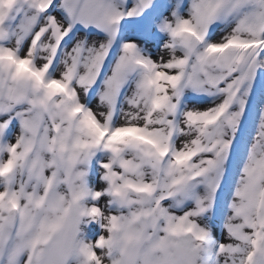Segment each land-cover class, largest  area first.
<instances>
[{
	"label": "rangeland",
	"instance_id": "obj_1",
	"mask_svg": "<svg viewBox=\"0 0 264 264\" xmlns=\"http://www.w3.org/2000/svg\"><path fill=\"white\" fill-rule=\"evenodd\" d=\"M49 3L51 4V0ZM160 3L161 6L159 5L158 12L161 17L160 20H157L154 16L150 20L149 32L153 38L161 37L156 35L159 32L154 34V31L163 28L165 31L162 33L168 35L176 43H178L179 33L185 31L192 32L200 40L206 39L205 35H201L200 26L197 27L198 29L195 26H186V22L168 23V26L163 22L157 24L168 14L167 0H161ZM203 3L201 2L204 17L200 22L203 26L220 25L223 21H226L227 24L232 23L233 26L242 24L245 30L252 35L251 37H259V33L264 29V0H205ZM37 6V10L41 13L46 12L45 0H37ZM244 6L246 7L244 8ZM218 9L220 10L218 11ZM213 13L215 16H213ZM54 19V16L50 14L42 21L40 19L35 21V26L39 27L34 32L33 37L40 39L46 37L48 31H52V37L55 40H60V45H62L61 48L57 47L53 51L52 57L49 58L52 61L48 59L45 62L44 71L40 69L42 68L41 65L33 70L38 76L36 80L40 81L41 84L54 83L59 90L61 89L60 92L64 93V96H68L74 102L71 114L73 109L76 112L84 113L82 116L96 131L82 127V136H70L72 148L78 150L81 157V163L76 169L74 166H69L67 171L59 169L60 173L54 171L48 173L42 156H37L36 152L31 160V165H26L27 172L22 170L25 174H22L20 179L17 178L19 169L23 165L20 151L14 149L8 139L2 140V148L6 153L0 167V175L3 178L8 177L9 181L14 179L6 188L7 193L5 192V194L9 197L21 198V195L27 197L29 199L28 203H30L28 206L31 205L30 208H33L35 215L29 216L30 226L26 235L16 232L19 228V219L17 218L14 226L15 234L11 235L15 240H10L11 245L10 247L8 245L7 249H0V254L9 257L13 253V260L9 259L14 264H255L258 259H264V185H262L261 191L256 197L250 195L249 191L246 190L247 186L250 185L248 181L254 180L256 175L254 176L251 170L245 172L246 163L251 156L250 147L255 140L260 120L264 114V110L261 108L264 102V70L261 62V57L264 56L263 39L255 40L253 44L251 43L247 49L240 53L245 70V74L243 73L244 80L236 91L233 101L235 109L223 119V125L229 129L231 138L229 140L221 138L220 140L223 145L229 146L226 158L229 159L235 155L228 169L230 173L228 183L224 177L227 175L226 169L215 176H208V184L219 195L214 202L212 201L209 205L207 201L210 198L203 196L194 188L189 195L190 201L198 204L195 212L199 217L202 218L206 215L205 222H196L195 219L191 218V214H184L180 217L172 213L171 217L175 221H179L178 224H175L168 220V217L175 206L184 201L188 188L192 187L197 180H202L201 177L214 169L215 166L221 168L225 166L222 161H218V155L215 152L217 131L219 130L217 124L219 121L221 123V119L218 120V111L225 110L227 97L221 94L228 96V92L232 91L234 82L230 80L227 87L220 88L224 84L223 80H229L224 79L222 73L226 72L227 66H230L232 61L233 65H237L238 53L235 45H244L249 39V35L235 34V38L229 46L231 56L224 61L223 65L220 64L218 67L220 70L224 67L226 69L220 71L221 74H218V77L213 76L211 71L205 69L203 70L205 74H203L200 68L201 74L197 77L199 90L220 89V92L217 90L220 94L215 93L219 100L216 101L214 98V100H210L218 108H212L211 112L203 113L204 115L198 117V115H187L185 107L178 104L174 108V113L171 111L172 113L165 115L162 109L167 108H163L162 105H165L168 101L158 96L155 93L156 91L153 94L150 93L151 99L147 98L145 101L144 112L140 116V124L137 125L138 127L134 125L129 129L132 134L130 137L134 138L135 142L126 145L127 153L137 156L131 155V158L127 159L131 161L128 164L121 161L118 155L120 151L117 148L122 149V144L118 143L117 139L110 138L115 134L114 130L117 133H122L117 126V122L113 125L106 123L103 120V114L96 107L85 106V102L81 100L85 93L84 89L89 87L90 79L96 74L94 71L101 57L102 49L98 47L99 51L86 64L83 63L85 48L78 51V64L81 67L85 65V69H88L87 72H81L79 76H76L79 83H75L72 78L61 80L59 76L52 75L53 77H50L48 75L55 60L58 58L59 61L67 54L69 45L75 40L74 37H77V35L62 37L66 30L67 32L70 30L67 26L63 32L60 31V28H56L55 32ZM133 24V29L148 34V22L141 20L139 23L135 22ZM169 29L170 32L173 31V35L176 37L168 32ZM23 31L24 29L20 26L18 18L13 17L8 30L0 28V39L3 38L4 41L8 40L9 42L14 35L24 37ZM169 37H167V41L170 40ZM136 38L147 45L145 41L149 37ZM43 40L45 39L43 38ZM164 44L160 42L157 45L158 51H163ZM6 48L10 51L7 56L13 60L12 53L15 54L16 49L10 46H6ZM6 48L0 50L4 53ZM130 48L131 46L125 49L130 51L132 57ZM225 48L227 47L221 50L227 51L228 49ZM151 54V52L148 53L145 49H142L143 56L136 60L141 61L137 64L142 67L147 66L148 59H153ZM0 58L2 59L4 56H0ZM116 62L117 58L111 57L104 81L116 69V66H114ZM59 63L60 61H56V68H58ZM143 63L146 64L143 65ZM173 68L177 69V65L174 64ZM202 68H204L203 59ZM136 92V87H134L131 93L122 92L120 94L116 102V118L125 114L126 107L134 106V93ZM104 96L105 94L101 95L98 92L93 96L92 101H98L101 104ZM8 98H12L11 93ZM8 98L0 96V124L3 119L14 116V113L8 111ZM258 98H261L259 103ZM186 99L182 93L178 97L182 104ZM64 104L68 113L71 104ZM216 109H218L217 113H215ZM16 112L17 114L13 120L17 124V118H22V115L21 112L17 110ZM45 118L43 125H48L50 130L56 133V124L53 117L46 114ZM158 118L163 119L158 121ZM37 125L33 139H31L33 141L30 151L39 148L41 143V123L38 122ZM75 127V124L67 126L69 135L75 130ZM186 133L190 137L194 136L197 142L191 144L193 140L188 146L193 147L196 145V147L191 151L178 154L176 152L177 147L181 145V140L184 139ZM106 134L110 135L106 137ZM56 137L57 135H54L55 143L58 139ZM240 138L241 143L239 145ZM93 142H99V151L94 152L92 150L91 143ZM62 146L68 148L67 143H63ZM132 147L136 150H134V153H129L128 151ZM49 148H51L49 150H55V146L52 144ZM168 153L173 154V162L165 158ZM184 153L187 154L185 158H189L187 161H190V157L193 156V161L188 165L182 164V154ZM152 154L165 159L163 162H158L162 172L160 176L155 177V180L158 181L156 184L157 189L152 191L149 186L138 187L130 177H127L126 180L118 177L123 167L131 170L137 162H147L143 158L154 156ZM149 165L151 164L149 163ZM145 178L148 179L149 176ZM60 179L62 184H59L60 188L57 189L54 186L57 185L56 181H60ZM151 179H154V177L149 178V180ZM14 186L15 188H13ZM13 199L15 198L11 197L9 199L11 204H17V207H19L20 203L13 202ZM252 204H257L258 212L256 215L244 210L246 206L251 209ZM204 224L209 225V228L214 231L211 234L213 237L211 240H209L210 231L208 228H204ZM157 228L159 229L157 233H151ZM22 229L24 230V227L20 228V230ZM7 235L8 231H3L0 236L1 240H6ZM144 243L146 245L141 246ZM237 246H240L238 249L239 251L241 249L243 254L239 257L231 256L233 254L232 249L237 248ZM109 249L110 252L108 253ZM3 261L2 258L0 264Z\"/></svg>",
	"mask_w": 264,
	"mask_h": 264
},
{
	"label": "bare ground",
	"instance_id": "obj_2",
	"mask_svg": "<svg viewBox=\"0 0 264 264\" xmlns=\"http://www.w3.org/2000/svg\"><path fill=\"white\" fill-rule=\"evenodd\" d=\"M204 1L205 0H167L168 14L166 13L167 15H165L161 21H158L157 24L160 22H163L166 25L168 23L186 22V26H195L196 28H199L200 26L202 32L201 35L206 36L205 40H200V38L197 36L195 37L192 32L185 31L179 33L177 39L178 43H176V41H172L168 35L163 34L165 31L163 28L160 30L156 29L154 31V34L159 32V34L156 35L161 37L153 38L150 35L149 28L151 17L154 16L157 20H160L161 18L158 14L159 5L161 6V0H51V4L49 3L50 0H45V13H41V11L37 10V0H0V28L8 30V26L12 24L13 17H17L20 26L24 29V37L14 35L10 40L11 42H8V40L4 41L3 38L0 39V49H4L6 46L14 47L16 49L14 52L15 54L12 53V56L14 57L13 60L7 56L10 54V51L7 48L4 53L0 50V56H4V58H0V96H6L8 98L9 94H12V98H8V111L14 113L13 117L3 119L0 124V167L3 164V157L6 153L2 148V140L8 139L10 144L14 146V149H18V152L20 151V158L23 165L22 168L19 169L17 177L19 179L22 174H25L22 170L27 172L26 165H31V160L36 155V152L37 156H42V160L46 164L45 169H47L48 173L53 171L55 173H60L59 169L67 171L69 166H74L76 169L79 163H81V157L79 156V151L72 148L70 136H82V127L91 131H96L95 128L85 120V117L82 116L84 113L76 112L73 109L71 114L74 102L68 96H64V93L62 94V92H60L61 89L59 90L54 83L51 82L49 84H41L39 83L40 81L38 82L36 80L38 79V76L33 70H35L36 67L39 68L41 65L42 68L40 69L44 71L45 62L52 57V53L57 47L61 48L62 46L60 45V40H55L54 37H52V31H48L46 37H43L45 40H43L42 37L40 39L33 37L35 34L34 32L37 31V28L39 27L37 25L35 26L36 19H40L42 21L48 17V15L52 14L55 18L53 22L54 31L56 28H60V31L63 32L67 26L70 30L69 32L66 30L62 34V37L66 35H77V37H74L75 40L69 45L67 54L59 60L60 63L58 68L55 66L56 61L59 62L57 60L58 58L55 60L53 67L48 72L50 77H53L52 75H55V77L59 76L61 77V80L72 78L75 83H79L76 76H79L81 72H87L88 69H85V65H82L81 67L78 64V51L85 48L83 63L86 64L88 61L92 60L95 53L99 51L98 47L102 49L101 57L94 71L96 74L90 79L89 87L84 89L85 93L81 100L85 102V106L96 107L98 111L103 114V120L106 123L113 125L117 122V126L121 129L120 131L122 133H117V131L114 130L115 134L110 138H115L118 143L122 144V149L117 148L120 151L118 155L121 161L128 164L131 163V161L127 159L131 158V155H135L128 154L126 149V145H130L135 142V139L130 137L132 134L129 129H131L134 125H136L135 127H138L137 125L140 124V116L144 112L145 101L147 98L151 99L150 93L153 94V92L156 91L155 93L158 96L162 97L165 101H168V103L162 105L163 108H167L162 109L165 115L172 113L171 111L174 113V108H176L178 104L179 106L185 107V113H187V115H198V117L203 113L211 112L212 108H218L216 107L217 105L215 106L211 101L214 99H216V101L219 100L215 93H219L220 89H217L219 92L209 88V90L200 91L197 77L200 76L201 72L203 73L204 69L211 71L213 76L216 77L219 76L218 74H221L220 71H225L226 67L222 70L218 67L220 64L223 65L224 61L231 56L229 46L233 38H235V34H247L249 35V39L244 45H235V49L238 53L237 65H233L232 61L230 66H227L226 72L222 73V77L229 80H223L224 84L222 83L223 86L220 88L224 89L227 87V83L230 80H233L234 82L233 87L231 86L232 91L230 90V92H228V96L223 93L221 94L222 96L227 97L225 110H215V113L218 111V120L221 119V123L219 121L220 124H217V128L219 130L217 131L218 136L215 152L218 155V161H222L225 166L223 168L215 166L214 169L202 177L200 176L203 179L200 181L197 180L192 187L188 188L184 201L178 203L168 217V220L178 224L179 221H175L171 217L172 213L177 214L180 217L184 214H191V218L195 219L196 222H205L204 219L206 218V215L202 218L199 217V215L195 212L198 204L197 202L190 201L189 195L191 194V190L193 188L197 189L203 196H208L210 198L207 203L211 205V202H214L215 198L219 195L216 190L208 184V176H215L221 173L222 170L226 169L227 175L223 176L228 183V179L230 177L228 169L232 164L235 155L229 159L226 158L229 146L223 145L220 139L224 138L229 140L231 136L229 129L223 125V119L227 114L231 113L235 109L233 101L235 99L236 91L244 80L243 73L245 74V70L242 65L240 53L259 38H262V42H264V29L259 33V37H251L252 35L245 30V27L242 24H239V26H233L232 23L227 24L226 21H223L220 25L213 24L210 27L203 23L206 25L203 26L200 22L204 17L203 7L201 6V2L203 3ZM245 7L246 6H244V8ZM219 10L220 9H218V11ZM213 16H215L214 13ZM141 20L148 22V34L141 30L133 29V23H139ZM168 32H170V29ZM170 33L173 35V31ZM242 36L244 37V35ZM136 37H149L145 41L147 42V45L144 42L139 41ZM167 37H169V41H167ZM160 42L163 44L165 43L163 51H158L157 49V45ZM130 46V50L133 55L132 57L130 55V51L125 49ZM223 46L227 47L225 49L228 50H221L224 48ZM142 49H145L148 53L151 52V55L153 56L152 60L148 59V65L144 67L137 64L141 61H136L140 56H143ZM111 57H116L118 64L117 62L114 64L116 69L113 70L104 81ZM202 59L204 68H202ZM261 62L264 70V56L261 57ZM144 64L146 63H143V65ZM174 64L177 65V69L173 68ZM134 87H136L137 90V92L134 93V106L126 107L125 114L116 118V102L118 97L122 92H125L126 94L131 93ZM98 92H100L101 95L105 94L101 104L98 101H92L93 96H95ZM181 93L184 98H187L183 104L178 100ZM91 102L93 103L92 105ZM259 102H261V98L258 100V103ZM64 103L71 104L70 111L68 113L66 112V105ZM261 108L264 110V102L263 105H261ZM16 110L21 112L22 115V118H17V124L13 120L17 114ZM258 111L259 109L257 112ZM46 114L53 117V120L55 121L54 123L56 124V126L53 124L55 126L56 133L52 132L48 125H45L46 127L43 125L46 120ZM163 118H158L157 120L160 121ZM38 122L39 124L41 123V143L39 144V148L37 147L36 150L30 151L31 143L33 141L31 139H33L35 127ZM74 124L76 125L75 130L69 135L67 126H73ZM110 134H106V137ZM54 135H57L56 139L58 138L56 143L54 141ZM183 138L184 139L181 140V145L178 146V150H176L178 154L191 151L196 147V145L193 147L188 146V144H190L193 140L194 141L191 144L197 143L194 136L190 137L186 133ZM63 143H67L68 148L63 147ZM240 143L241 138L239 139L238 144L240 145ZM50 144L55 146V150H49L51 149L49 148ZM98 145L99 142L91 143V148L94 152L99 151ZM250 148L251 156L246 163L245 172H248L247 170H251L254 176L256 175V178L248 181L250 185L247 186L246 190L247 192L249 191L250 195L256 197L257 194L260 193L259 191H261L262 185H264V114L260 120L255 140ZM132 149L128 152L134 153V150L136 149L133 147ZM172 155V153H168L165 158H168V161L173 162L174 156ZM186 155V153L182 154L183 165H188L193 161V156L190 157V161H187L189 158H185ZM143 160L147 162H137L131 170L123 167L120 170L118 177L122 180H126L127 177H130L131 180H134L136 186H149L150 189L154 191L157 189L156 184L158 183V181L155 180V177L160 176L162 172L158 162H163L165 159L164 157L158 158L157 155H154L144 157ZM149 163L151 165H149ZM146 176H149V178L154 177V179H146ZM7 178H3V176L0 175V236L3 231H8L6 240H1L0 238V249L3 250L7 249L8 245L10 247V240H15L11 235L15 234L14 226L17 218L19 219V228L16 232L26 235L30 226L29 216L35 215L33 208H30L31 205L28 206L30 203H28L29 199L27 197H24L21 194V198L13 196L9 197L5 194L6 188L14 181V179L9 181ZM56 183L57 185L54 187L57 189L60 188L59 184H62L61 179L60 181H56ZM13 188H15V186ZM11 197L15 198L13 199V202L20 203L19 207H17V204H11V200H9ZM256 205L257 204H252L253 207H251V209L246 206L244 207V210L250 211L252 214L256 215L258 212V207ZM45 212L47 213L46 209ZM23 227L24 230H20V228ZM204 228L209 229V240H211L213 238L211 234L214 231L209 228V225H205ZM158 230L159 229L157 228L156 230L151 231V233H157ZM145 243L141 244V246L146 245ZM238 247L240 246L232 249L233 254H231V256L233 255L239 257L243 254L242 250L240 249L239 251ZM109 252L110 249L108 250V253ZM2 258L4 259L3 263L6 262L5 264H14L11 261L14 258L13 253H11L9 257L1 255L0 263ZM255 264H264V259H258V262H255Z\"/></svg>",
	"mask_w": 264,
	"mask_h": 264
}]
</instances>
